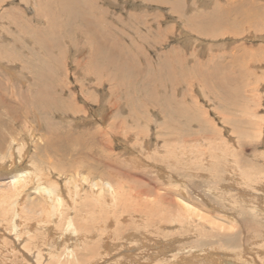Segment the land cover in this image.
Segmentation results:
<instances>
[{"label":"rangeland","instance_id":"rangeland-1","mask_svg":"<svg viewBox=\"0 0 264 264\" xmlns=\"http://www.w3.org/2000/svg\"><path fill=\"white\" fill-rule=\"evenodd\" d=\"M80 10L114 56H91ZM41 85L54 110L23 108ZM0 99V264H264V0H0ZM83 131L55 170L42 146ZM29 162L64 205L13 196Z\"/></svg>","mask_w":264,"mask_h":264},{"label":"bare ground","instance_id":"bare-ground-1","mask_svg":"<svg viewBox=\"0 0 264 264\" xmlns=\"http://www.w3.org/2000/svg\"><path fill=\"white\" fill-rule=\"evenodd\" d=\"M68 7V6H67ZM67 9V8H66ZM78 11V10H77ZM87 12V11H86ZM101 12V11H100ZM74 14V13H73ZM78 14V12H77ZM91 14V13H90ZM90 14H87L88 16H90ZM70 16V15H69ZM86 17V15L82 12V10L79 11V18H80V25L77 27V31L80 32V34H84V32H86L87 34H92L91 36V42L94 40L95 44L92 46V49H91V56H93V49L100 51L105 49L106 47L109 48V49H105V56H114V49L110 46V44L108 45L107 44V39L104 37H99L98 36V32H99V28H98V22L99 21L97 18L98 16L96 17L95 16H92V17ZM102 18V16H101ZM73 20V19H72ZM72 20L68 18V21L72 24H70V27H72V25L74 26ZM101 23V22H100ZM82 24V25H81ZM68 26V24H67ZM66 26V27H67ZM69 27V28H70ZM65 28V27H63ZM73 28V27H72ZM89 36V35H88ZM88 39V38H86ZM87 41V40H86ZM110 41V39H109ZM90 42V43H91ZM113 42V41H112ZM110 43V42H109ZM118 43V42H117ZM120 46V45H119ZM116 54V53H115ZM100 55V53H99ZM122 59V60H121ZM120 60L123 61V57L121 58ZM120 62V61H119ZM9 74V73H8ZM8 85V84H6ZM60 87V86H59ZM55 88V86H54ZM34 90V93L31 95V97L29 98V103L28 101H25L22 105H23V108L24 106H27L31 103L32 106H34L35 108V111L37 110V113H39V111H44V110H47V105H48V102L46 101L47 98H48V88H42V85L38 88H35L33 89ZM12 91H13V87H12ZM57 91V90H56ZM54 92V91H53ZM63 93V92H62ZM57 95H59V93H57ZM50 97V96H49ZM60 98V96H59ZM55 99V98H54ZM2 100V99H0ZM50 101V100H49ZM56 101H57V98H56ZM56 104H58L56 102ZM55 105V104H54ZM54 107V106H53ZM56 107V106H55ZM60 107V106H59ZM63 107H66V106H63ZM73 107V105H72ZM30 108V107H29ZM49 109V108H48ZM56 109V108H55ZM57 109H58V106H57ZM56 109V110H57ZM61 109V108H60ZM59 109V111H60ZM70 109V108H68ZM17 110V109H16ZM20 110V108H19ZM52 109H50L48 112H50ZM54 110V108H53ZM52 110V111H53ZM46 111V112H47ZM22 113V111H21ZM18 114V113H17ZM26 114V113H25ZM45 115V114H44ZM14 116V115H13ZM21 116V115H20ZM28 116V115H27ZM15 119H13V121H16L15 123L17 124L18 122L17 121H24V119H22V117H19V114L14 116ZM5 119V118H4ZM0 118V122L1 125H0V150L3 151V149H5V142L6 140H10L11 141V138L9 137H6L5 135L3 136V131H2V128L3 126H7L5 124V120ZM45 119V117H44ZM12 121V122H13ZM25 123V121H24ZM40 123V121H39ZM15 124V125H16ZM19 125V124H18ZM31 129V128H30ZM7 130H12L13 131V127H11L10 129H7ZM68 131V130H67ZM88 131V130H87ZM100 131V130H99ZM77 134H72V132H66L63 136H60L57 134V135H54L51 139H49V141L46 142V146H42V147H45V149H47L49 151V153L47 155H50L48 158H46L49 163H52L54 165H57V166H54L53 168L55 170L59 169V166L61 165L60 163H56L54 160L52 159H49L51 158L52 155H58L61 159H64L67 155L70 157V156H74V151L75 150H79L78 152V155L80 154V151H83V149H80L81 147V143H83V140L84 142L85 141H90V140H93V135H89L88 132H76ZM86 134H88V137L85 136ZM85 136L87 138H79V136ZM98 134L96 133V136ZM99 137H101L102 139L104 138H108V134H107V131L106 129H103L101 130V132L99 133ZM95 136V134H94ZM92 137V138H91ZM13 138V137H12ZM59 141H61V145L59 143ZM87 141V142H88ZM87 144V143H86ZM8 146V145H7ZM60 146V147H59ZM12 147V146H11ZM75 147V148H74ZM78 148V149H76ZM13 149V148H12ZM11 149V152H10V159H11V162L12 163H16V158L14 157L16 155L15 151ZM38 149V148H37ZM90 149V148H89ZM43 150V149H42ZM41 150V151H42ZM46 151V152H48ZM95 151V148L94 150L92 149L91 152L93 154V152ZM26 149L25 148H19L18 150V155H19V161H24L25 157H26ZM43 152V151H42ZM89 152V151H88ZM38 154H39V149H38ZM77 154V153H76ZM90 154V155H92ZM45 156V154L43 155ZM1 157V156H0ZM3 157V156H2ZM1 157V158H2ZM8 157V158H9ZM57 157V156H56ZM93 157H96L97 158V155L96 154H93ZM7 158V157H6ZM39 158H43L42 155H39ZM72 158V157H71ZM67 159V157H66ZM65 159V160H66ZM78 159V158H76ZM75 159V160H76ZM68 160V159H67ZM72 160H74L72 158ZM87 160V159H86ZM54 161V162H53ZM79 161V160H78ZM82 162V161H81ZM86 162V161H85ZM78 164V163H77ZM75 165V164H73ZM48 166V167H47ZM63 166V165H62ZM71 166V165H70ZM69 166V167H70ZM86 166V165H85ZM74 167V166H73ZM72 167V168H73ZM89 167V166H88ZM93 167V166H92ZM51 168V167H50ZM49 168V165H44V166H37V165H34L32 162H29V164L23 168V170H20V172L18 174H16V177L15 179L13 180V183H12V189L13 190V196L17 197L18 198H22V196L26 195L27 192L31 191L32 189L35 190V192H37L42 198V203H44V208H45V205L48 204V206L50 207H56L57 206V203L58 204H63V201H64V192L63 190L60 188V180L58 177L55 176V172L57 171H61V168L57 171H54L53 168L50 169ZM71 168V169H72ZM86 168V167H85ZM94 168V167H93ZM95 169V168H94ZM64 170V169H62ZM70 170V169H69ZM76 172L78 173V170L75 168ZM70 171H73L70 170ZM95 173H97L95 171ZM63 174V173H62ZM94 185V184H93ZM96 186V185H95ZM80 187V183H76V184H71V183H66V188L70 191L69 193V196L66 198L68 203L70 202L72 207H74L73 205H77L78 204V200L80 199L81 197V194H79V190L78 188ZM95 187L93 186V189L91 188V191H95L94 189ZM264 188V187H263ZM79 191V192H78ZM2 194V193H1ZM260 194V193H259ZM94 195V194H93ZM258 195V194H257ZM7 196V193H3V197H6ZM66 197V196H65ZM101 198V195L99 196ZM21 203H23L21 201ZM69 203V204H70ZM73 203V204H72ZM77 203V204H76ZM56 205V206H55ZM21 207V206H20ZM47 207V205H46ZM22 208V207H21ZM46 209H50V208H46ZM53 209V208H51ZM50 209V210H51ZM264 209V208H263ZM59 211L60 208H56V211ZM57 214V213H56ZM22 216H23V213H22ZM26 217V215H25ZM48 231L51 230V227H48L47 228ZM68 232V231H66ZM84 232V231H83ZM72 234V233H71ZM219 236V234H218ZM68 239V238H67ZM204 242V241H203ZM31 250V249H30ZM32 251V250H31ZM211 251V250H210ZM227 252V251H226ZM241 252V251H240ZM239 252V253H240ZM222 253V252H221ZM32 254V253H31ZM36 257H40V256H37V253H35ZM226 256H222V257H219L218 261H217V258H213V262L210 263V264H243L241 261L242 259L241 258H237L235 257V259H231L228 255L229 254H224ZM252 255V254H251ZM203 256V255H201ZM207 256V255H206ZM34 257V256H33ZM178 256H173V258H171V260L169 262H167L168 264H179L178 263V258H176ZM186 257V256H185ZM185 257H182V261H185L183 264H188V262H191V261H194L193 259H190V258H185ZM46 258V256H45ZM201 258V257H200ZM187 259V260H186ZM203 259V258H201ZM199 259V260H201ZM198 260V259H197ZM33 261H35L33 259ZM211 262V261H209ZM61 263V262H59ZM57 263V264H59ZM256 263L255 261L253 260H247L246 262H244V264H254Z\"/></svg>","mask_w":264,"mask_h":264}]
</instances>
